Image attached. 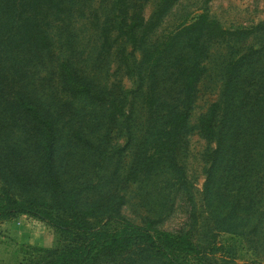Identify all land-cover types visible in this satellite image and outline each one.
<instances>
[{
  "label": "rangeland",
  "instance_id": "374dc122",
  "mask_svg": "<svg viewBox=\"0 0 264 264\" xmlns=\"http://www.w3.org/2000/svg\"><path fill=\"white\" fill-rule=\"evenodd\" d=\"M166 1L1 0L0 205L59 225L0 219V264H176L105 243L137 229L264 264V0Z\"/></svg>",
  "mask_w": 264,
  "mask_h": 264
},
{
  "label": "trees",
  "instance_id": "16d2710c",
  "mask_svg": "<svg viewBox=\"0 0 264 264\" xmlns=\"http://www.w3.org/2000/svg\"><path fill=\"white\" fill-rule=\"evenodd\" d=\"M169 1L170 0H167L166 3H168ZM2 6L3 3L0 0V9L2 8ZM220 108L221 107L219 103H215L212 106V110L210 111V113L200 121L201 130H204V127L210 130H214V126L216 122L215 119H217L218 111L220 110ZM256 108H258L261 111V109L258 106H256ZM256 119L258 125L257 128L259 129V131L264 129V116L262 118H256ZM255 135L258 136L259 133L256 132ZM247 137H248L247 134H241L239 137H237L236 141L237 140L238 141L234 145L230 146L231 152L234 149L237 151V154H239L240 156H244L246 149L250 151L251 142L250 139H247ZM255 143H256V139L255 140L252 139V144ZM19 215H30L35 218H38L41 221L49 222L51 224L55 223L59 225V223H56V221L52 219L50 215H47L45 213L42 214L41 212L35 211L30 208H25L21 205H17L14 203L12 204L10 203V205H0V219L2 220L12 219L13 217H17ZM61 224L63 227L72 228V224H70L69 222H64ZM100 242L101 239L98 240V243ZM137 242L140 243L143 242L145 252L148 251L150 252L153 250L156 253H158L159 251V253L164 254L171 251L172 253H169V255H171L172 260H174L176 264H191L189 259L192 256L201 255V253L198 252L195 244L189 238L181 237V238H174V240L172 239L158 240L156 238H153V236L142 233L141 230L139 229L133 232H128V233L120 232V234L119 233L114 234L113 236L107 238L105 241V243H109L108 246L112 251L118 250V252L129 249V247L133 243H137ZM106 248L108 249V247ZM86 251H87L86 248L79 246L77 248H73L66 252L54 253L53 256H46L44 262L45 264H87L90 257ZM179 253H181L183 259L179 257L180 256ZM199 260L200 261L198 264H203L202 257Z\"/></svg>",
  "mask_w": 264,
  "mask_h": 264
}]
</instances>
